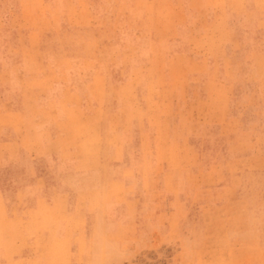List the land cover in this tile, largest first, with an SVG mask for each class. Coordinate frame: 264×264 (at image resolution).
Returning <instances> with one entry per match:
<instances>
[{
  "label": "rangeland",
  "instance_id": "374dc122",
  "mask_svg": "<svg viewBox=\"0 0 264 264\" xmlns=\"http://www.w3.org/2000/svg\"><path fill=\"white\" fill-rule=\"evenodd\" d=\"M228 5L0 0V264H264V13Z\"/></svg>",
  "mask_w": 264,
  "mask_h": 264
},
{
  "label": "crops",
  "instance_id": "0c3cea01",
  "mask_svg": "<svg viewBox=\"0 0 264 264\" xmlns=\"http://www.w3.org/2000/svg\"><path fill=\"white\" fill-rule=\"evenodd\" d=\"M226 2H229V5L227 6L230 10L228 11V15L230 16H237L239 17V9H235L234 6H230L236 4L235 6H239L242 3H245L246 5V11H249L251 14H258L261 15L264 13V0H226ZM242 10V9H241ZM249 14V13H248Z\"/></svg>",
  "mask_w": 264,
  "mask_h": 264
},
{
  "label": "bare ground",
  "instance_id": "6f19581e",
  "mask_svg": "<svg viewBox=\"0 0 264 264\" xmlns=\"http://www.w3.org/2000/svg\"><path fill=\"white\" fill-rule=\"evenodd\" d=\"M3 211V210H2Z\"/></svg>",
  "mask_w": 264,
  "mask_h": 264
}]
</instances>
